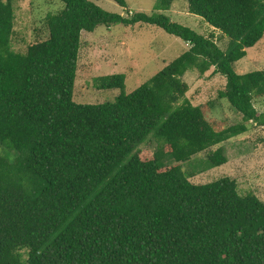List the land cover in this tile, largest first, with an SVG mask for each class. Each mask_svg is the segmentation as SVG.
I'll return each instance as SVG.
<instances>
[{"label":"trees","instance_id":"trees-1","mask_svg":"<svg viewBox=\"0 0 264 264\" xmlns=\"http://www.w3.org/2000/svg\"><path fill=\"white\" fill-rule=\"evenodd\" d=\"M59 1L48 37L20 53L13 4L0 0V264H264V202L228 177L195 184L197 170L182 166L223 165L225 149L212 146L246 132V122L264 127L253 104L264 96V69L234 68L263 38L264 0H186L228 38L225 49L163 13L124 17L91 0ZM139 22L189 49L130 93L117 73L95 80L120 90L112 101L75 102L81 32ZM211 67L242 123L208 118L212 102L186 99V72ZM150 138L156 148L142 154Z\"/></svg>","mask_w":264,"mask_h":264},{"label":"rangeland","instance_id":"rangeland-1","mask_svg":"<svg viewBox=\"0 0 264 264\" xmlns=\"http://www.w3.org/2000/svg\"><path fill=\"white\" fill-rule=\"evenodd\" d=\"M6 1V0H4ZM104 10L130 17L132 13H163L174 22L183 24L204 36L214 34L217 45L225 49L228 38L214 29L200 16L188 11L186 0H175L168 10H157L158 0H125L126 7L114 0H91ZM14 9V32L12 48L25 53L28 45L44 40L49 35L46 23L48 14L59 12L64 4L59 0H11ZM190 45L180 38L168 34L158 26L147 23L123 25H98L93 31L81 32V46L77 61L73 100L77 103H102L112 101L120 92L118 88L100 89L96 78L125 75V92L130 93L148 81L169 62L188 50ZM237 73H247L264 69V35L253 47L247 49L244 58L235 63ZM188 84L186 99L193 105L212 102L208 118L224 120L228 125L243 122L239 113L226 99L219 98L224 90L226 78L214 72L211 67L203 74L190 70L183 77ZM254 107L264 114V96L257 97ZM247 131L234 136L219 146L225 149L227 162L212 168L202 169V165L183 164L187 173L197 172L189 179L195 184H204L228 177L236 181L240 194L252 193L264 202V127L246 122ZM156 148L155 138H150L141 146V153H152ZM0 148V152H1ZM206 151H209L206 150ZM206 152L193 159L202 161ZM193 161V160H191Z\"/></svg>","mask_w":264,"mask_h":264}]
</instances>
